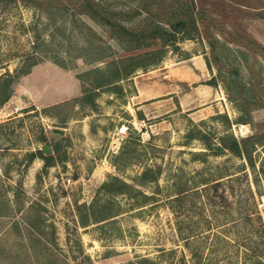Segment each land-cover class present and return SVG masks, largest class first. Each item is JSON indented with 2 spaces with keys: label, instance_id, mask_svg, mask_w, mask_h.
<instances>
[{
  "label": "rangeland",
  "instance_id": "1",
  "mask_svg": "<svg viewBox=\"0 0 264 264\" xmlns=\"http://www.w3.org/2000/svg\"><path fill=\"white\" fill-rule=\"evenodd\" d=\"M94 1L135 32L169 27L185 2ZM194 1L198 30L133 76L156 96L163 73L203 58L201 84L221 100L182 110L159 96L133 105L134 80L113 73L160 40L128 51L79 0H0V77L16 76L0 106V264H264V0ZM33 60L77 95L32 104L21 72ZM147 169L159 178L140 185Z\"/></svg>",
  "mask_w": 264,
  "mask_h": 264
},
{
  "label": "trees",
  "instance_id": "2",
  "mask_svg": "<svg viewBox=\"0 0 264 264\" xmlns=\"http://www.w3.org/2000/svg\"><path fill=\"white\" fill-rule=\"evenodd\" d=\"M79 3L82 5L84 9V14L89 15L91 18H94L98 22L112 28L115 31L116 36L121 40L127 42L129 46H127L128 51H134L139 49H147L150 48V44L147 43L148 40L158 39L161 41V46L154 51H146L141 54L130 55L120 61L118 64H113V73L116 79L119 80H129L131 79L137 71L145 72L149 66L156 67L160 64L164 51L161 50L163 46H171L175 44L176 33L179 31H185L188 28H192V30L197 31L198 28L196 26V18H195V1L194 0H185V2L179 4V12L178 16L170 22H166L169 24V27H166L170 30L169 34H167L163 28V24L161 21H157V25L154 28H151L149 31L143 32H135L127 29L124 25L116 21L112 15V13L104 8L102 5L97 3L94 0H79ZM189 38L190 33H186ZM158 56V57H156ZM41 63L39 60H33L22 72L21 75H27L31 72L32 68ZM116 66V67H115ZM16 76L6 73L5 76L0 77V91L3 89V96L0 99V106L8 101L12 94L11 85L15 81ZM111 80L107 82H99L95 84L94 88L101 87L103 84H110ZM205 84L215 86L214 80L211 79L207 81ZM56 106V105H52ZM49 106L48 108L52 107ZM133 136V135H132ZM136 138V137H135ZM248 162L252 165V160L250 155H245ZM159 173L157 171H153L147 169L141 173L139 176L140 185H144L148 182H156L159 178ZM117 182L118 180L115 179ZM120 184L119 192H127V185L125 183ZM110 185H103V188L107 189ZM108 186V187H107ZM183 193L185 191H179V193ZM141 194V193H139ZM141 196L145 199L150 197H146L141 194ZM92 220H95L92 219ZM91 220V221H92ZM80 224H87L86 219L80 218Z\"/></svg>",
  "mask_w": 264,
  "mask_h": 264
},
{
  "label": "crops",
  "instance_id": "3",
  "mask_svg": "<svg viewBox=\"0 0 264 264\" xmlns=\"http://www.w3.org/2000/svg\"><path fill=\"white\" fill-rule=\"evenodd\" d=\"M48 70L47 65L37 64L29 74L24 75L22 78V88L27 92L29 98L31 96L32 104L36 106L57 105L60 102L68 101L71 98L73 99L78 91L76 81L71 80V83L66 82V80L63 82L59 81L57 84L54 83L51 86L48 83L51 76L48 75ZM60 73L61 71H57L56 74L58 75ZM147 73L149 71L144 72V74ZM208 76L209 72L204 59L199 56H192L186 58L181 66L172 69L169 74L163 73L164 81H162V85L159 88L162 90L164 87V91L156 96H154L153 85H146L144 81H137L135 79L136 77H132V80L135 82V92L131 95L130 99L133 105L137 106L158 96L167 97L165 100H174L175 98L177 100L176 104L182 110H192L210 101L215 102L221 100L219 91L215 87L201 84ZM41 79H44V81L41 82ZM27 80H29L31 86L33 85L32 87L28 83L25 84ZM52 80L54 81L55 79L52 78ZM154 83L157 84L160 82L154 81ZM182 87H186L184 92L180 90ZM190 87L195 89L190 91ZM137 110L143 112V116H147L143 108L138 106Z\"/></svg>",
  "mask_w": 264,
  "mask_h": 264
},
{
  "label": "water",
  "instance_id": "4",
  "mask_svg": "<svg viewBox=\"0 0 264 264\" xmlns=\"http://www.w3.org/2000/svg\"><path fill=\"white\" fill-rule=\"evenodd\" d=\"M163 30L167 33V34H169V32H170V30L168 29V28H166V27H164L163 28ZM132 135H136V134H134L133 132H130ZM214 149H216V150H221V147L220 146H218V145H214Z\"/></svg>",
  "mask_w": 264,
  "mask_h": 264
}]
</instances>
